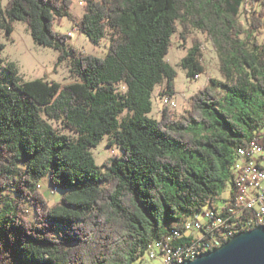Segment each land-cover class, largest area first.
I'll list each match as a JSON object with an SVG mask.
<instances>
[{
  "label": "trees",
  "instance_id": "trees-1",
  "mask_svg": "<svg viewBox=\"0 0 264 264\" xmlns=\"http://www.w3.org/2000/svg\"><path fill=\"white\" fill-rule=\"evenodd\" d=\"M84 1L76 16L73 0H0V31L23 21L75 77L24 81L14 62L0 63V264H135L215 208L241 147L264 145V0ZM64 18L94 43L108 37L106 55L71 46L55 29ZM194 31L217 52L223 79L197 90L186 114L167 105L150 116L155 89L176 94L172 39ZM192 41L181 64L193 78L204 66L203 43ZM105 136L121 153L101 168L91 147ZM45 177L64 191L52 205Z\"/></svg>",
  "mask_w": 264,
  "mask_h": 264
},
{
  "label": "rangeland",
  "instance_id": "rangeland-1",
  "mask_svg": "<svg viewBox=\"0 0 264 264\" xmlns=\"http://www.w3.org/2000/svg\"><path fill=\"white\" fill-rule=\"evenodd\" d=\"M8 0H2V5H5ZM83 1V3H81ZM84 0H73V6L71 11L76 16H82L84 14ZM14 31L10 36H7L5 30L0 31V39L5 43V49L0 53V63L3 65L9 62H14L18 68V71L23 77L24 81L33 79H48L61 84L69 83L75 79L69 69L67 61L58 63V51L52 47L38 45L32 38V34L27 24L21 20H16L13 24ZM74 28H77L68 19L64 18L60 25H55V29L60 32H67L69 34ZM200 38L203 43V55L200 59L204 66V72L200 74L199 78H192L187 75L186 68L182 66L181 62L183 57L189 53L190 47H192L193 38ZM173 41V47H171L169 54L166 55V59L172 64L177 71L175 78V96L174 99L170 97V103H166L163 106L159 92L162 91V87L155 89L153 99V111L150 116L159 119L161 113L165 107L170 108L178 115L186 114L190 104L189 99L196 93L200 88L202 89L207 85L212 78L217 80L223 79L220 74L219 61L217 52L212 48V45L206 41L203 34L198 31H194L191 37L186 41H182L179 36H175ZM69 43L75 47L82 54H96L97 56H105L109 49V38L105 37L100 44L94 43L89 40L87 35L81 33L78 29L74 32L73 36L70 37ZM57 126L64 130L66 133H71L69 129L62 128L60 122ZM73 135V134H72ZM110 136H105L97 146H92L91 151L94 154L96 163L103 168V163L109 158L115 157L121 153L117 145L109 146ZM42 193L48 198L50 205L60 200L64 191L58 189L57 191L51 187V183L48 177H45L41 182L39 188ZM232 189V183L229 182L222 191L220 198L217 200L219 205L224 202V199L230 195ZM26 214L29 218H34V213L29 205H24ZM210 207L206 208V210ZM203 213L199 214L198 219L203 217ZM194 219L193 217L189 220ZM156 245L153 246L152 250L149 249L144 259L138 261L135 264H162V259L158 258L152 260L150 254L155 253Z\"/></svg>",
  "mask_w": 264,
  "mask_h": 264
},
{
  "label": "built area",
  "instance_id": "built-area-1",
  "mask_svg": "<svg viewBox=\"0 0 264 264\" xmlns=\"http://www.w3.org/2000/svg\"><path fill=\"white\" fill-rule=\"evenodd\" d=\"M76 30L74 28L69 35L73 36ZM199 77L200 73H196L193 78ZM169 99L167 94L161 98L163 106L170 103ZM232 173L235 197L227 196L221 205L217 203L213 210H206L201 219H193L184 234L172 230L166 240L158 242L152 260L161 258L162 264L183 263L182 253L186 250H193L197 258L235 236L226 233V226L238 220H253L252 223L264 225V145L252 141L246 148L241 147ZM178 236L191 237L192 240L184 246L179 244L174 247L172 241Z\"/></svg>",
  "mask_w": 264,
  "mask_h": 264
},
{
  "label": "water",
  "instance_id": "water-1",
  "mask_svg": "<svg viewBox=\"0 0 264 264\" xmlns=\"http://www.w3.org/2000/svg\"><path fill=\"white\" fill-rule=\"evenodd\" d=\"M179 264H264V225L240 231L218 248Z\"/></svg>",
  "mask_w": 264,
  "mask_h": 264
},
{
  "label": "bare ground",
  "instance_id": "bare-ground-1",
  "mask_svg": "<svg viewBox=\"0 0 264 264\" xmlns=\"http://www.w3.org/2000/svg\"><path fill=\"white\" fill-rule=\"evenodd\" d=\"M208 210H213V209L210 208ZM203 212H206V210H204ZM194 219H197V218H194ZM252 221L253 220H246V221L238 220V221L232 222L231 225L226 226V233L228 235H234L235 233L237 234L240 231H245V230H248L249 228L262 225V224L252 223ZM192 222H193V219L188 220L186 223V228L191 227ZM150 256L152 258V254H150ZM194 258H195V252H193V250H186L184 253H182V262H185L186 260L194 259Z\"/></svg>",
  "mask_w": 264,
  "mask_h": 264
}]
</instances>
